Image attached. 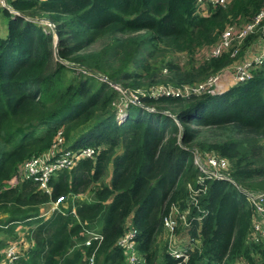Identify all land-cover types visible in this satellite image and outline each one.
I'll return each mask as SVG.
<instances>
[{"label": "trees", "instance_id": "1", "mask_svg": "<svg viewBox=\"0 0 264 264\" xmlns=\"http://www.w3.org/2000/svg\"><path fill=\"white\" fill-rule=\"evenodd\" d=\"M7 2L9 8L0 5L7 18V35L0 36V231L7 235L0 249L17 236L18 223H38L36 246L13 264H88L93 247L83 244L85 228L102 235L95 264H124L116 241L128 221L146 263L180 264L169 255L162 223L171 205L184 209L190 200L187 184L195 185L198 173L193 148L226 158L234 183L205 181L202 211L177 232V244L191 246L188 264H264L262 242L250 239L252 207L239 189L264 192V64L221 93L139 96L122 121L111 85L205 81L232 63L233 49L184 67L173 55L213 45L227 26L253 18L264 0H231L207 15L196 12V0ZM59 132L64 148L93 147L96 155L59 171L49 193L32 177L9 186L18 166L48 150ZM59 196L60 211L42 221L40 208Z\"/></svg>", "mask_w": 264, "mask_h": 264}, {"label": "built area", "instance_id": "2", "mask_svg": "<svg viewBox=\"0 0 264 264\" xmlns=\"http://www.w3.org/2000/svg\"><path fill=\"white\" fill-rule=\"evenodd\" d=\"M231 0H196L195 9L196 12L201 15H207L209 7L223 6L226 5ZM0 5L5 8H9L7 0H0ZM47 25L52 26L51 23ZM252 34H258L263 36V44L258 52V54L252 58L238 61L233 66V82L234 84L238 82H243L252 77L253 69L264 64V7L251 18L248 22H245L239 26L229 25L227 26L219 35L217 41L209 46V53L206 58L215 57L221 53L227 51L226 49L230 46L231 42L233 44L239 45L244 42L247 37ZM238 53V51H231V55ZM251 57V56H250ZM205 58V59H206ZM220 84L219 76L213 74L209 76L202 85H198L199 90L191 87L190 85H185L183 87H171L167 89L165 85H156L149 89L148 94H140L142 96L157 97L158 95H173V96H193L192 93H188V90L192 89L194 94L209 93L216 94L221 92H215L214 87ZM233 85V84H232ZM169 86V85H167ZM116 90L125 94L126 90L121 89L115 85ZM198 90V91H197ZM131 96H134L131 99ZM139 97L136 95H130L128 101L131 103H138ZM127 105V102H125ZM125 105V106H126ZM153 111V108H149ZM126 117L124 113H118L116 116L118 121L124 120ZM60 135V132L57 136ZM96 150L93 147H84L78 150H70L58 145L51 146L48 150L36 155L28 160L23 161L19 166L17 173L21 179L32 177L38 183L39 189L43 192L49 193V180L55 176L59 171L63 169H70L75 163L86 157H94L96 155ZM192 162L196 169L199 171V175L196 179L195 185L190 184L189 187V202L184 209H180L178 205H171L169 212L163 218V229L166 234H168V249L169 255L174 259H177L180 264H188L190 259L191 246L189 245H178L177 242V232L178 230L188 227L190 221L194 217H190L193 212L197 214L202 211L199 208V197L201 193L206 190L207 180H227L234 183V181L228 176L229 161L226 158L219 157L214 153H202L197 148L191 150ZM189 186V184H188ZM239 187V186H238ZM244 194L245 199L252 207L251 216V232L250 239L254 242H262L264 246V192L262 191H249L239 188ZM65 200L64 196H59L55 201L49 203V211H60V204ZM47 211V213L49 212ZM46 213V214H47ZM190 217V220H188ZM195 219H201V216H196ZM86 234V239L83 244L86 246H92L93 250L87 257L88 264H95V252L99 248L102 242V235L99 231L94 229H84ZM135 230L127 222V230L117 239L116 245L121 248L124 253V264H148L145 262L144 258L135 249ZM20 250L19 244L13 243L9 244L7 248L4 249L2 253L0 264H13L15 260L19 257Z\"/></svg>", "mask_w": 264, "mask_h": 264}, {"label": "rangeland", "instance_id": "3", "mask_svg": "<svg viewBox=\"0 0 264 264\" xmlns=\"http://www.w3.org/2000/svg\"><path fill=\"white\" fill-rule=\"evenodd\" d=\"M40 21L41 22H45V24L44 23H41V22H38L39 25H41L46 31H51L50 27L47 25L48 20L45 19V20H40ZM54 33L55 32L53 31V34ZM6 35H7V18L5 16H3V15H0V36L5 38ZM250 37H252V39L250 40V42H249V44L247 46H243V43L244 42L240 43L239 45L233 44L231 42L230 46L226 49L227 51H230L231 49H233V52L236 50V51H238V53H237V55H236V53L234 55H231V57L233 58V61H232V63L230 65H228L226 68H224V69L220 70L219 72H217L218 73V76H219L220 84L217 87H214L213 88L215 92H221V90L227 89L229 86H231L232 84H234L233 81H230V82L229 81H225L224 80L225 79L224 78V74L231 73V75H232L233 72H234L233 71V66H234L235 63H237L238 61L242 60L243 58L249 59V58H252V57H254V56H256L258 54V52H259V50L261 48V45L263 44V41H262L263 40V36H260L258 34H252V35H250ZM53 39H55V41H56V42L54 41L55 42L54 45H55V49H56L57 36L55 35ZM208 49H209V47H202V48L196 50L192 55L187 54V53L174 54L173 55L174 56L173 58L178 61V63H179L180 66L184 67L187 63H189L191 61H194V63H199V62L203 61L207 57V55L209 53ZM239 52H240V55H239ZM54 58H55V61L58 60L55 57V55H54ZM62 63L64 65H66V66H68V65L71 66V64H68L67 62H63L62 61ZM158 64H159V62L156 61L155 62V65H158ZM73 69L77 73L80 72V71H82L81 68H78V67H75V66H73ZM82 72H85V71L83 70ZM101 78H103V77H101ZM205 81L200 82V83H196V84H193V85H190V86L193 87V88H196L197 87L196 89L199 90L198 85L199 84L202 85ZM111 85L114 88V90L117 92V94H116L117 96H116L115 100L112 103V106L114 108L113 110L116 111V113H115L116 116H118V113L119 112L120 113H124L125 112V109H126L125 102H127V104L129 103L128 98H129V96L131 94L132 95H136L137 97H139V96H142V95H140L142 93L143 94H148L149 93V89L151 87H154V86H150V87H147V88H138V89H135V90H130V89H127V88H123L121 86H118L121 89H125L126 90V93L123 95V94L119 93L116 90L114 84H111ZM164 87H166L167 89H171L172 86H164ZM188 93H192L193 96H199V95L203 94V93L194 94V92H193L192 89L188 90ZM133 98H134V96H131V99H133ZM177 126H178V128H181V124L178 123V122H177ZM63 139L64 138H63L62 135L56 136L54 138V141H53V143H52L51 146L58 145V147L64 148V145H63L64 141H63ZM110 170H111V168L109 167V171ZM16 174H17L16 177L13 178L10 181L9 186H15L18 183V179H21L19 177L17 171H16ZM198 175H199V171L197 173V177H198ZM197 177H196V179H197ZM104 181L106 183H109V176L108 175L105 176ZM188 184H189V186H188ZM188 184H187V190L189 192V187L191 185H190V183H188ZM82 195L84 196V194H82ZM2 237H5V234L2 233V232H0V239H2ZM164 239H166V240L169 239L168 234L165 233ZM233 264H238V262H234ZM240 264H244V263H240Z\"/></svg>", "mask_w": 264, "mask_h": 264}, {"label": "crops", "instance_id": "4", "mask_svg": "<svg viewBox=\"0 0 264 264\" xmlns=\"http://www.w3.org/2000/svg\"><path fill=\"white\" fill-rule=\"evenodd\" d=\"M224 78H225L224 79L225 81H229V82L233 81V77H232L231 73L224 74ZM78 197L79 198H83V195L82 194H78ZM49 209H50L49 203L43 205L40 208V214L38 215V217L41 218L42 221L48 220L49 218H51L52 213L56 212V211H49ZM47 211H49V212L47 213ZM37 224L38 223L26 225V224H23V223H18L14 227V232H16L17 236L15 238H12V239L11 238H7L6 239L4 248L0 249V259H1L2 253L4 252V249L7 248L9 246V244H13L15 242L18 243L19 244V250L20 251L22 250V252L30 250L31 248L35 247L36 246V238L33 237V235H32V229ZM0 232H2V231H0ZM2 233H4V232H2ZM6 235L7 234H5V237H6ZM5 237H2V239L5 238ZM78 244L79 243L76 242L75 244H73L72 248L78 246Z\"/></svg>", "mask_w": 264, "mask_h": 264}, {"label": "water", "instance_id": "5", "mask_svg": "<svg viewBox=\"0 0 264 264\" xmlns=\"http://www.w3.org/2000/svg\"><path fill=\"white\" fill-rule=\"evenodd\" d=\"M41 20H45V19H41ZM56 42V41H55ZM54 42V43H55ZM54 55L56 58H58V53H57V49H54ZM103 79H106V77L104 76Z\"/></svg>", "mask_w": 264, "mask_h": 264}]
</instances>
